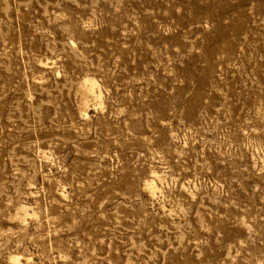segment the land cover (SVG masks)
I'll use <instances>...</instances> for the list:
<instances>
[{
  "label": "rangeland",
  "instance_id": "obj_1",
  "mask_svg": "<svg viewBox=\"0 0 264 264\" xmlns=\"http://www.w3.org/2000/svg\"><path fill=\"white\" fill-rule=\"evenodd\" d=\"M0 264H264V0H0Z\"/></svg>",
  "mask_w": 264,
  "mask_h": 264
},
{
  "label": "bare ground",
  "instance_id": "obj_2",
  "mask_svg": "<svg viewBox=\"0 0 264 264\" xmlns=\"http://www.w3.org/2000/svg\"><path fill=\"white\" fill-rule=\"evenodd\" d=\"M50 19V18H49ZM71 42V41H70ZM72 44V43H71ZM73 46V45H72ZM105 53V52H104ZM78 55V54H77ZM46 59V58H45ZM43 63V62H42ZM46 63V62H45ZM45 63H43L44 65H45V67H46V64ZM42 65V64H41ZM47 66H48V64H47ZM88 68V67H87ZM85 80V79H84ZM97 85H98V83L96 84V81H95V79H91V77H90V79L88 78L87 80H85L84 82H83V84H82V88H81V90L83 91V92H85V93H87L88 95L89 94H91V96H93V95H95L96 96V87H97ZM97 89H98V87H97ZM81 94V93H80ZM93 94V95H92ZM90 96V95H89ZM99 96V95H98ZM86 99H87V97H85ZM85 98H84V100H85ZM96 98H97V96H96ZM99 98V97H98ZM89 99V98H88ZM87 99V100H88ZM89 101V100H88ZM99 101V100H98ZM85 102V101H84ZM102 102V100L100 101V103ZM99 103V102H98ZM95 104V103H94ZM100 106V105H99ZM84 108V107H83ZM84 112H85V108H84ZM79 113V112H78ZM82 113V112H81ZM86 114H87V112H86ZM87 116V115H86ZM204 116V115H203ZM81 117V116H80ZM200 117V116H199ZM88 118V117H87ZM207 123V122H206ZM208 125V124H207ZM41 153H42V151H40ZM46 155V154H45ZM47 156V155H46ZM43 157V156H42ZM153 172V171H152ZM151 172V173H152ZM154 174V173H153ZM152 174V175H153ZM157 174V173H156ZM158 175V174H157ZM156 178V177H155ZM153 179V178H152ZM157 180V179H156ZM144 181H146V179H144ZM27 184V183H26ZM146 186L148 187L147 189L149 190L150 189V192H153V191H155L154 190V186H155V182H154V180H150V181H147L146 182ZM158 189V188H157ZM161 190V189H160ZM65 193V192H64ZM151 194V193H150ZM153 196V195H152ZM64 197V196H63ZM62 197V198H63ZM24 206V205H23ZM20 214V213H19ZM24 257V256H23ZM10 260H12V261H15V262H18V261H20V256L18 257V256H13ZM27 260V259H26ZM30 260V259H29Z\"/></svg>",
  "mask_w": 264,
  "mask_h": 264
}]
</instances>
